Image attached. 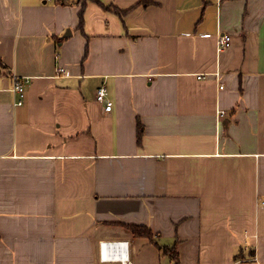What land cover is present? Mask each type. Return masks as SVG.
<instances>
[{
	"label": "crops",
	"instance_id": "1",
	"mask_svg": "<svg viewBox=\"0 0 264 264\" xmlns=\"http://www.w3.org/2000/svg\"><path fill=\"white\" fill-rule=\"evenodd\" d=\"M250 249L264 264V0H0V264Z\"/></svg>",
	"mask_w": 264,
	"mask_h": 264
},
{
	"label": "built area",
	"instance_id": "2",
	"mask_svg": "<svg viewBox=\"0 0 264 264\" xmlns=\"http://www.w3.org/2000/svg\"><path fill=\"white\" fill-rule=\"evenodd\" d=\"M232 36L230 34H220L218 36L219 48L223 49L228 46L231 42ZM58 71L60 73L68 74V71L64 67H59ZM28 80V79H26ZM13 90L17 93L18 97L16 98L15 104L22 105L25 101L26 91H25V81L22 78H16ZM107 87L105 85H101L97 89V99L101 102L105 103V109L110 111L113 108V101L107 98ZM226 114L225 110H220V115L223 116ZM103 248L108 250L109 252H115L116 247H118V252L120 247H122V243L115 242H102Z\"/></svg>",
	"mask_w": 264,
	"mask_h": 264
},
{
	"label": "trees",
	"instance_id": "3",
	"mask_svg": "<svg viewBox=\"0 0 264 264\" xmlns=\"http://www.w3.org/2000/svg\"><path fill=\"white\" fill-rule=\"evenodd\" d=\"M59 3L62 4H77V5H81L83 8L85 7V5L89 2V1H94V0H57ZM95 1H100V0H95ZM110 6H108L109 8ZM118 12H121L120 10H118ZM134 233L139 234V235H144V236H148L150 238H154L155 234L150 230V228L146 227V226H131ZM165 253L168 254L171 258L172 261L174 262H179V254L178 251L176 249L175 246L172 247H166L165 248ZM241 258L247 259L244 261L243 264H256V260H254V256H255V250L254 249H250L248 252H245L244 250H242L240 252L239 255Z\"/></svg>",
	"mask_w": 264,
	"mask_h": 264
}]
</instances>
